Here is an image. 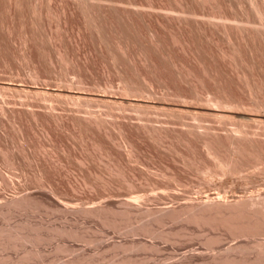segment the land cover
I'll return each instance as SVG.
<instances>
[{
    "label": "rangeland",
    "instance_id": "1",
    "mask_svg": "<svg viewBox=\"0 0 264 264\" xmlns=\"http://www.w3.org/2000/svg\"><path fill=\"white\" fill-rule=\"evenodd\" d=\"M263 17L264 0H0V230L42 237L0 264L255 256L264 230L239 237L204 202L264 192Z\"/></svg>",
    "mask_w": 264,
    "mask_h": 264
},
{
    "label": "bare ground",
    "instance_id": "2",
    "mask_svg": "<svg viewBox=\"0 0 264 264\" xmlns=\"http://www.w3.org/2000/svg\"><path fill=\"white\" fill-rule=\"evenodd\" d=\"M253 1V0H252ZM257 1V0H256ZM249 2V1H248ZM250 3H252V2H250ZM249 3V4H250ZM253 4H254V2H253ZM256 4V3H255ZM257 5V4H256ZM259 5V4H258ZM257 5V6H258ZM255 6V5H254ZM254 10V9H253ZM186 13V12H185ZM191 13V12H190ZM184 14V13H183ZM187 14V13H186ZM193 14V13H192ZM180 15V14H179ZM190 15V14H189ZM208 16L207 17H209V14H207ZM181 16H183V15H181ZM186 15H184V17H185ZM187 16H188V14H187ZM191 17H192V15H190ZM198 16H200L199 14H198ZM202 16V15H201ZM255 16H257V15H255ZM259 16V15H258ZM262 16V15H261ZM194 17V16H193ZM203 17V16H202ZM205 17H206V15H205ZM187 18V17H186ZM196 18V17H195ZM210 18V17H209ZM225 18V17H224ZM223 18V19H224ZM260 18V17H259ZM262 18V17H261ZM197 19H199V18H197ZM229 19V18H228ZM231 19V18H230ZM258 19V18H257ZM263 19H264V17H263ZM207 20V19H206ZM210 21H211V18L209 19ZM220 20V19H219ZM226 20V19H225ZM258 20H261V19H258ZM209 21V22H210ZM236 22H237V20H235ZM250 21V20H249ZM253 21V20H252ZM251 21V22H252ZM215 22V21H214ZM238 22H240V21H238ZM245 22V21H244ZM254 22V21H253ZM210 23H212V21L210 22ZM216 23V22H215ZM215 23H213V24H215ZM232 23H233V21H232ZM212 24V25H213ZM224 24H226V22L224 23ZM250 24H252L253 25V23H250ZM258 24V23H257ZM234 25V24H233ZM239 25V24H238ZM242 25V24H241ZM219 26V25H218ZM217 26V27H218ZM225 26V25H224ZM249 26V25H248ZM247 26V27H248ZM212 27H214V26H212ZM216 27V26H215ZM239 27V26H238ZM245 28V27H244ZM255 28V27H254ZM252 31V30H251ZM2 82V81H1ZM9 83V82H8ZM2 85V84H1ZM5 85V84H4ZM3 85V86H4ZM16 85V84H15ZM3 86H0V87H3ZM19 86V85H18ZM8 87V86H7ZM12 87V86H11ZM34 87V86H33ZM4 88V87H3ZM6 88V87H5ZM16 88V87H15ZM23 88V87H22ZM14 89V88H13ZM21 89V88H20ZM66 89V88H65ZM16 90H18V88L16 89ZM28 90V89H27ZM32 90V89H31ZM62 90V89H61ZM64 90V89H63ZM69 90V89H68ZM28 91H30V89L28 90ZM45 91H47V90H45ZM48 92V91H47ZM50 92V91H49ZM58 92V91H57ZM65 93V92H64ZM64 93H62L63 95H64ZM71 93V92H70ZM69 93V95H71ZM74 93H75V91H74ZM73 93V94H74ZM52 94V93H51ZM59 94H61V93H59ZM66 94V93H65ZM78 94V93H77ZM76 95V94H75ZM93 95H95V94H93ZM105 95V94H104ZM66 96H68V93H67V95ZM109 96V95H108ZM107 96V97H108ZM69 97V96H68ZM85 97V96H84ZM94 97V96H93ZM93 97H91V98H93ZM112 97H113V95H112ZM112 97H108V99H110V100H113V98ZM74 98V97H73ZM76 98V97H75ZM218 98V97H217ZM216 98V99H217ZM108 99H106V100H108ZM220 99V98H219ZM114 100H116V99H114ZM113 100V101H114ZM203 100H206V99H203ZM210 100V99H209ZM214 100H215V98H214ZM221 100V99H220ZM226 100V99H225ZM229 100V99H228ZM231 100V99H230ZM109 101V100H108ZM118 101V100H117ZM120 101H122V100H120ZM208 101V100H207ZM207 101H205V102H207ZM211 101V100H210ZM209 101V102H210ZM213 101V100H212ZM223 101V100H222ZM112 102V101H111ZM224 102V101H223ZM233 102V101H232ZM115 103V102H114ZM131 103V102H130ZM137 103V102H136ZM212 103H214V101L212 102ZM218 103H220V101L218 102ZM217 103V104H218ZM229 103V102H228ZM239 103V102H238ZM132 104V103H131ZM134 104V103H133ZM140 104V103H139ZM209 104V103H208ZM220 104H222V103H220ZM233 104V103H232ZM236 104V103H235ZM138 105V104H137ZM214 105H216V103L214 104ZM226 105H230V104H226ZM234 105V104H233ZM238 105V104H237ZM242 105V104H241ZM245 105V104H244ZM259 105V104H258ZM261 105V104H260ZM232 106V105H231ZM240 106V105H239ZM247 106V105H246ZM207 107H208V105H207ZM215 107V106H214ZM225 107V106H224ZM256 107V106H255ZM263 107V106H262ZM262 107H259V110H260V108H262ZM233 108V107H232ZM235 108V107H234ZM244 108H246L245 106H244ZM248 108V107H247ZM217 109V108H216ZM225 109V108H224ZM227 109H229V108H227ZM240 109V108H239ZM250 109V108H249ZM231 110V112H232V109H230ZM235 110V109H234ZM244 110V109H243ZM253 110V109H252ZM255 110H256V108H255ZM262 110V109H261ZM264 110V109H263ZM226 111V110H225ZM240 111V110H239ZM245 111V110H244ZM258 111V110H257ZM256 111V112H257ZM230 112V111H229ZM236 112V111H235ZM237 112H238V110H237ZM248 112V111H247ZM259 112V111H258ZM215 113V112H214ZM221 113V112H220ZM252 113V112H251ZM222 114V113H221ZM224 114V113H223ZM249 114V113H248ZM254 114V113H253ZM217 115V114H216ZM219 115V114H218ZM230 115V114H229ZM232 115V114H231ZM260 115V114H259ZM227 116H228V114H227ZM226 116V117H227ZM233 116V115H232ZM247 116V115H246ZM258 116V115H257ZM256 116V117H257ZM220 117H221V115H220ZM224 117V116H223ZM235 117V116H234ZM248 117V116H247ZM255 117V118H256ZM222 118V117H221ZM225 118V117H224ZM229 118V117H228ZM227 118V119H228ZM258 118V117H257ZM226 119V118H225ZM252 119H253V117H252ZM252 119H251V121H252ZM249 120V119H248ZM254 120V119H253ZM257 120V119H256ZM262 121V120H261ZM247 122H249V121H247ZM254 122H255V120H254ZM256 122H258V121H256ZM243 123V122H242ZM253 123V122H252ZM260 123V121L258 122V124ZM247 124V123H246ZM245 123H244V125H246ZM262 122H261V124H260V127L262 126ZM240 125V124H239ZM246 126H248V125H246ZM250 126V125H249ZM252 126V125H251ZM258 126V125H257ZM199 127V126H198ZM237 127H238V125H237ZM242 127V126H241ZM255 127V126H254ZM254 127H252V128H254ZM234 128V127H233ZM244 128V127H243ZM247 128V127H246ZM251 128V129H252ZM232 129V128H231ZM255 129H256V127H255ZM228 130V129H227ZM236 130H240L239 128H237ZM257 130V129H256ZM259 130V129H258ZM262 130V129H261ZM260 130V131H261ZM264 130V129H263ZM230 131V130H229ZM228 131V132H229ZM233 130H231V132H232ZM241 131V130H240ZM255 131V130H254ZM239 132V131H238ZM242 132V131H241ZM243 132H244V130H243ZM234 133V132H233ZM250 133V132H249ZM237 134V133H236ZM245 134V133H244ZM257 134V133H256ZM255 134V135H256ZM242 135V134H241ZM246 135V134H245ZM252 135V134H251ZM228 136H229V134H228ZM235 136V135H234ZM236 136H238V135H236ZM243 136V135H242ZM248 136V135H247ZM250 136V135H249ZM258 136V135H257ZM232 137V136H231ZM241 137V136H240ZM244 137H246V136H244ZM252 137V136H251ZM260 137H261V135H260ZM242 139H243V137H241ZM257 138V137H256ZM232 139V138H231ZM241 139V140H242ZM245 139V138H244ZM246 139H248L247 137H246ZM258 139V138H257ZM264 139V138H263ZM229 140V139H228ZM235 139H233V141H234ZM238 140V139H237ZM249 140V139H248ZM232 141V142H233ZM247 141V140H246ZM251 141V140H250ZM240 142V141H239ZM244 142V141H243ZM234 143V142H233ZM230 144H231V142H230ZM236 144V143H235ZM244 144V143H243ZM242 144V145H243ZM233 145V144H232ZM240 145V144H239ZM238 146V145H237ZM241 146V145H240ZM235 147V146H234ZM244 147V146H243ZM233 149V148H232ZM239 149V148H238ZM244 149V148H243ZM247 150V149H246ZM247 152V151H246ZM237 153H238V151H237ZM237 153H235V154H237ZM242 153V152H241ZM244 153V152H243ZM238 155V154H237ZM215 157V156H214ZM217 157V156H216ZM217 159V158H216ZM218 160H219V158H218ZM219 163V162H218ZM221 163H225V162H221ZM225 164H227V163H225ZM230 164V163H229ZM223 165V164H222ZM232 165V164H231ZM230 165V166H231ZM240 165V164H239ZM220 166V165H219ZM222 167V166H221ZM223 167H225V166H223ZM222 167V168H223ZM231 169V168H230ZM242 169H243V167H242ZM221 170V169H220ZM223 170V169H222ZM234 170V169H233ZM240 170V169H239ZM225 171H228V170H225ZM244 171V170H243ZM231 172H233L232 170H231ZM235 172V171H234ZM229 173H230V171H229ZM237 173H238V171H237ZM240 175V174H239ZM245 176V175H244ZM262 185V184H261ZM254 187V186H253ZM252 187V188H253ZM255 187H256V184H255ZM264 187V184H263V186H262V188ZM259 189H261V188H259ZM255 190V192H256V189H254ZM253 191V190H252ZM251 191V192H252ZM262 191V190H261ZM215 193V192H214ZM226 193V192H225ZM249 193H250V191H249ZM209 194V193H208ZM212 194V193H211ZM232 194H233V192H232ZM245 194V193H244ZM32 195V194H31ZM30 195V196H31ZM221 195V194H220ZM228 195V194H227ZM241 195V194H240ZM248 195V194H247ZM247 195H246V197H247ZM250 195V194H249ZM25 196H27V195H25ZM29 196V195H28ZM28 196H27V199H29L28 198ZM209 196H211L210 194H209ZM218 196V195H217ZM216 196V197H217ZM230 196V195H229ZM234 196V195H233ZM232 196V197H233ZM236 196H238V195H236ZM242 196H243V194H242ZM241 196V197H242ZM21 198H23L22 196H20ZM31 197H34V196H31ZM30 197V198H31ZM215 197V196H214ZM235 197V196H234ZM14 198H16V197H14ZM20 198V199H21ZM25 198V197H24ZM49 198V197H48ZM240 198V197H239ZM8 199V198H7ZM6 199V200H7ZM26 199V198H25ZM35 199V198H34ZM50 199V198H49ZM134 199H136V198H134ZM236 199V198H235ZM238 199V198H237ZM10 200H11V198H10ZM17 200V199H16ZM11 200V201H9V202H11L10 204H12V205H17L18 206V204H19V206L20 205H22L23 206V204H24V206H25V201H27V200H25L24 202L23 201H20V200ZM24 200V199H23ZM128 200V199H127ZM217 202H215V203H211V202H204V203H206V204H216L217 206H216V210H215V212H216V214H218L219 216H220V218L221 219H223V222L228 226V228L230 229V230H232V232L234 231V232H236V233H238L239 234V237L240 236H243V235H257V233L258 232H260V231H262V230H264V192H258V193H252L250 196H248L246 199H240L239 201H236V202H229L227 199H225V198H223V197H221V196H218L217 197ZM230 200H232V199H230ZM33 201H35V200H33ZM36 201H37V199H36ZM134 201V200H133ZM136 202H137V200H135ZM199 201H201V200H199ZM203 201V200H202ZM213 201V200H212ZM5 202V201H4ZM7 202V201H6ZM22 202H23V204H22ZM41 202V201H40ZM126 202V201H125ZM30 203H32V202H30ZM39 203V202H38ZM128 203V202H127ZM126 203V204H127ZM132 203V202H131ZM198 203V202H197ZM4 204V203H3ZM3 204H0V213L1 212H3L4 211V209H7L6 208V206H4ZM27 204V203H26ZM29 204V203H28ZM34 204V203H33ZM32 204V205H33ZM40 204V203H39ZM42 204H43V202H42ZM129 204H130V202H129ZM138 204V203H137ZM192 204V203H191ZM209 204V205H210ZM12 205H9V206H11L12 207ZM30 205V204H29ZM28 205V206H29ZM35 206L37 205V204H34ZM101 205H102V203H101ZM100 205V207H98V208H94V209H92L91 207H89V208H91L89 211L91 212V213H95L96 212V214L101 210V209H104L103 208V206H101ZM108 205V204H107ZM106 205V206H107ZM199 205V204H198ZM7 206H8V204H7ZM23 206V207H24ZM97 206V205H96ZM109 206V205H108ZM107 206V208H110V207H108ZM138 206V205H137ZM186 206V205H185ZM188 206V205H187ZM186 206V207H187ZM205 206V205H204ZM212 206V205H211ZM31 207V206H30ZM29 207V208H30ZM32 207H34V206H32ZM36 207H38V206H36ZM67 207V206H66ZM95 207V206H94ZM182 207H184V206H182ZM185 207V208H186ZM189 207H191L190 205H189ZM197 206H195V208H196ZM202 207V206H201ZM206 207V206H205ZM213 207V206H212ZM16 208V207H15ZM26 208V207H25ZM24 208V209H25ZM89 208H87V209H89ZM106 208V209H107ZM208 208V207H207ZM206 208V209H207ZM9 209V208H8ZM19 209V208H18ZM28 209V208H27ZM34 209H35V207H34ZM80 209V208H79ZM84 209V208H83ZM128 209V208H127ZM167 208H165V210H166ZM171 209V208H170ZM181 209H183V208H181ZM186 209H188V208H186ZM191 209H193L192 207H191ZM205 209V208H204ZM210 209V208H209ZM218 209V210H217ZM11 210V209H10ZM23 210V209H22ZM32 210V209H31ZM112 210V209H111ZM110 210V211H111ZM118 210V209H117ZM116 210V211H117ZM147 210V209H146ZM154 210V209H153ZM152 210V211H153ZM157 210V209H156ZM158 210H161L162 211V209H158ZM157 210V211H158ZM200 210V209H199ZM8 211V210H7ZM17 211H19V210H17ZM26 211V210H25ZM86 211V210H85ZM89 211H88V213H89ZM102 211H104V210H102ZM113 212H114V210H112ZM125 211H127V210H125ZM129 211V210H128ZM164 211V210H163ZM167 211V210H166ZM170 211V210H169ZM174 211H177V210H174ZM190 211V209L187 211V212H189ZM198 211V210H197ZM202 211H203V209H202ZM201 211V212H202ZM206 210H204V212H205ZM207 211H209V210H207ZM206 211V212H207ZM5 212V211H4ZM9 212V211H8ZM84 212V211H83ZM108 212V211H107ZM151 212V211H150ZM185 212V211H184ZM195 212V211H194ZM210 212V211H209ZM208 212V213H209ZM212 212V211H211ZM214 211L212 212V214L213 213H215ZM11 213V212H10ZM13 213V212H12ZM28 213V212H27ZM91 213H89V215L91 214ZM102 213V212H101ZM101 213H100V215H101ZM110 213V212H109ZM115 213V212H114ZM117 213V212H116ZM121 213V212H120ZM151 213H154V211L153 212H151ZM160 213V212H159ZM173 213V212H172ZM175 213V212H174ZM190 213V212H189ZM191 213H192V210H191ZM198 213V212H197ZM2 214V213H1ZM6 214V213H5ZM5 214H3V215H5ZM99 214V213H98ZM103 214H104V212H103ZM105 214H106V212H105ZM108 214V213H107ZM118 214V213H117ZM161 214V213H160ZM164 214H165V211H164ZM167 214V213H166ZM181 214H183V213H181ZM196 214V213H195ZM194 214V215H195ZM209 214H211V213H209ZM2 215V216H3ZM12 215V214H11ZM91 215H93V214H91ZM99 215V216H100ZM111 215V214H110ZM128 215H129V213H128ZM127 215V217H129ZM163 215V214H162ZM170 215V214H169ZM179 215V214H178ZM177 215V216H178ZM184 215V214H183ZM182 215V216H183ZM199 215V214H198ZM201 215H202V213H201ZM217 215V216H218ZM8 216V215H7ZM96 216V215H95ZM122 216V215H121ZM126 216V215H125ZM159 216V215H158ZM161 216V215H160ZM165 216V215H164ZM175 216V215H174ZM177 216H176V218H177ZM188 216L189 215H187V218H188ZM191 216V215H190ZM193 216V215H192ZM191 216V217H192ZM204 216V215H203ZM202 216V217H203ZM206 216H207V214H206ZM6 217V216H5ZM9 217V216H8ZM94 217V216H93ZM97 217H98V215H97ZM102 217V216H101ZM100 217V218H101ZM104 217H106V216H104ZM109 217V216H108ZM111 217H114V216H112L111 215ZM118 217H119V215H118ZM157 217V216H156ZM155 217V218H156ZM198 217V216H197ZM208 217V216H207ZM1 218V217H0ZM99 218V217H98ZM115 218V217H114ZM120 218H122V217H120ZM126 218V217H125ZM159 218V217H158ZM167 218H168V216H167ZM174 217H172V219H173ZM178 218H180V217H178ZM184 218V217H183ZM186 218V217H185ZM204 218V217H203ZM211 219H212V217H210ZM106 219V218H105ZM108 219V218H107ZM106 219V220H107ZM116 219V218H115ZM124 219V218H123ZM161 220H163V217H161L160 218ZM103 219L101 218V221H102ZM112 220V219H111ZM158 220V219H157ZM168 221V219H164V221L165 222H167ZM188 220V219H187ZM197 219H195V221H196ZM200 220H202V219H198V221H200ZM213 220V219H212ZM211 220V221H212ZM215 220H216V218H215ZM218 220V219H217ZM220 220V219H219ZM105 221V220H104ZM163 221V222H164ZM191 221V220H190ZM193 221V220H192ZM106 222V224L108 223L109 224V221L107 222V221H105ZM105 222H103V223H105ZM151 222H153V221H151ZM155 222V221H154ZM157 222V221H156ZM158 222H159V220H158ZM162 222V221H161ZM209 222V221H208ZM215 222V221H214ZM112 223H114V225H115V222H112L111 221V224ZM119 223H121L120 221H119ZM146 223H148V222H146ZM204 223V222H203ZM106 224H104V225H106ZM108 224H107V226H108ZM144 224V223H143ZM142 224V225H143ZM150 224V223H149ZM148 224V225H149ZM162 224V223H161ZM196 224H197V221H196ZM200 224V223H199ZM205 224V223H204ZM217 224V223H216ZM18 225V224H17ZM16 225V226H17ZM110 225V224H109ZM147 225V224H146ZM145 225V226H146ZM154 225V224H153ZM202 225V224H201ZM207 225V224H206ZM14 226V225H13ZM15 226V227H16ZM23 226V225H22ZM111 226V225H110ZM117 227L119 226L118 225V223H117V225H116ZM150 226H152V224L150 225ZM150 226L148 227V226H146L147 228H149L150 229ZM18 227H19V225H18ZM65 227V226H64ZM111 227H113V226H111ZM137 227H138V225H137ZM144 227V226H143ZM9 228V227H8ZM20 228V227H19ZM23 228V227H22ZM25 228H27V227H25ZM106 228V227H105ZM114 228V227H113ZM122 228V227H121ZM141 228V227H140ZM153 228V227H152ZM155 228V227H154ZM222 228V227H221ZM227 228V229H228ZM5 229V228H4ZM17 229V228H16ZM29 229V228H28ZM31 229H32V226H31ZM34 229H36V228H34ZM62 229V228H61ZM68 229V228H67ZM135 229V228H134ZM26 230V229H25ZM30 230V229H29ZM28 230V231H29ZM106 230V229H105ZM132 230V229H131ZM135 230H137V229H135ZM152 230H155V229H151V231ZM31 231V230H30ZM29 231V232H30ZM80 231V230H79ZM138 231V230H137ZM142 231V230H141ZM144 231H146V229L144 228ZM147 231H149V230H147ZM29 232H27L26 234H25V232L23 233V231H11L10 232V230H9V232H7V231H3V229L2 230H0V246H6V245H14V244H17L16 242L18 241V239H21V240H23V238H25V239H31L32 240V238H35V239H33V240H35V242L37 241V239H39L41 236H40V234L39 233H31L30 232V234H29ZM40 232V231H39ZM59 232V231H58ZM85 232V231H84ZM143 232V231H142ZM263 232V231H262ZM54 233V232H53ZM68 233H70V231L68 232ZM77 233H79V232H77ZM82 233V232H81ZM154 233H156V232H154ZM158 233V232H157ZM52 234V233H51ZM64 234V233H63ZM65 234H67V233H65ZM262 234V233H261ZM46 235V234H45ZM68 235V234H67ZM74 235V234H73ZM72 235V236H73ZM82 234H80V236H81ZM84 235H86V234H84ZM157 235V234H156ZM163 235V234H162ZM260 235V234H259ZM55 236V235H54ZM72 236H70V237H72ZM75 236V235H74ZM89 236H92V235H89L88 234V236L87 237H89ZM98 236V235H97ZM45 237V236H44ZM94 237V236H93ZM215 237V236H214ZM42 238V237H41ZM78 238V237H77ZM99 238V237H98ZM98 238H96L95 237V239H98ZM133 238V237H132ZM211 239H212V237H210ZM236 238V237H235ZM255 238V237H254ZM258 238V237H257ZM261 238V237H260ZM47 239V238H46ZM88 238H86V240H87ZM95 239H93V240H95ZM17 240V241H16ZM33 240H32V242H33ZM85 240V239H84ZM90 240V239H89ZM99 240H101V239H99ZM126 240V239H125ZM20 241V240H19ZM25 241V240H24ZM27 241V240H26ZM97 241V240H96ZM128 241H130V240H128ZM140 241H142V240H140ZM140 241H139V243H140ZM208 241V240H207ZM216 241V240H215ZM255 241V240H254ZM262 241H264V240H262ZM43 242V241H42ZM89 242V241H88ZM101 242V241H100ZM116 242V241H115ZM132 242V241H131ZM244 242V241H243ZM23 243V242H22ZM95 243H99V242H95ZM128 243V242H127ZM130 243V242H129ZM134 243V242H133ZM136 243H137V241H136ZM138 243V244H139ZM147 243V242H146ZM209 243V242H208ZM21 244V243H20ZM35 244V243H34ZM93 244V243H92ZM137 244V245H138ZM143 244V243H142ZM149 244V243H148ZM233 244V243H232ZM111 245V244H110ZM115 245H119L118 247H117V250H119L118 248H120V246H122V244H120V243H113L112 244V248H113V246H115ZM124 245V244H123ZM126 245H128V244H126ZM141 245V244H140ZM140 245H138V246H140ZM24 246V245H23ZM129 246H131V245H129ZM133 246V245H132ZM145 246L146 247H148L149 245H146L145 244ZM251 246V245H250ZM12 247V246H11ZM15 247V246H14ZM17 247V246H16ZM60 247V246H59ZM62 247H64V246H62ZM66 247V246H65ZM135 247H137V246H135ZM142 247V246H141ZM145 247V248H146ZM151 247H154L155 248V245L152 243L151 244ZM253 247V251H255V256H253V257H251L250 255L248 256L247 254H241V255H237L236 254V251H241L242 253H244V251H247L248 249H250V247L249 246H246L244 243L243 244H234V245H231V246H228V248L225 250V252L224 253H222L221 252V254L220 255H214V259H213V261L212 262H210L211 264H264V242H260V241H255V244L252 246ZM251 247V248H252ZM19 248V247H18ZM22 248V247H21ZM26 248V247H25ZM111 248V250H113ZM131 247H129V249H130ZM133 248V247H132ZM6 249V248H5ZM12 249H14V248H12ZM23 249V248H22ZM69 249V248H68ZM128 248H126V250H127ZM60 250V249H59ZM61 250H62V248H61ZM67 250V249H66ZM121 250H123V248H121ZM132 250V249H131ZM244 250V251H243ZM116 251V250H115ZM114 252V251H113ZM118 252V251H117ZM124 252H125V248H124ZM124 252H123V254H124ZM129 252V251H128ZM136 252V251H135ZM29 253V252H28ZM132 253V252H131ZM134 253V252H133ZM133 253H132V255H133ZM247 253H248V251H247ZM254 253V252H253ZM79 254V253H78ZM78 254H77V256H78ZM118 254V253H117ZM120 254V253H119ZM122 254V255H123ZM129 254V253H128ZM127 254V255H128ZM135 254V253H134ZM219 254V253H218ZM26 255H29V254H26ZM25 255V256H26ZM81 255V254H80ZM87 255V254H86ZM91 255H94V254H91ZM115 255V254H114ZM36 256V255H35ZM98 256V255H97ZM103 256V255H102ZM80 258H74L73 259V261H71L70 259V262H67L66 264H95V259L94 260H91V259H89V258H87V257H85L84 255L81 257V256H79ZM114 257V256H113ZM115 257H117V256H115ZM114 257V258H115ZM120 257V256H119ZM125 257V256H124ZM192 257V256H191ZM1 258V257H0ZM28 258V257H27ZM94 257H92V259H93ZM98 258H99V256H98ZM137 258V257H136ZM19 259H21V258H19ZM26 259V258H25ZM46 259V258H45ZM100 259V258H99ZM111 259V258H110ZM109 259V260H110ZM119 259V258H118ZM135 259V258H134ZM134 259H131L130 258V256H129V258H124L123 259V256H122V259L119 261V262H115V263H118V264H133L135 261H134ZM184 259H186V258H183V259H178V260H176V261H174V262H172V263H170V264H182V261L184 260ZM193 259V258H192ZM212 259V258H211ZM4 260H5V258H4ZM28 260V259H27ZM49 260V259H48ZM100 260H102V258L100 259ZM114 260H116V259H114ZM113 260V261H114ZM143 260V259H142ZM7 261H9V260H7ZM22 261V260H21ZM45 261V260H44ZM47 261V260H46ZM97 261V260H96ZM210 261V260H209ZM14 262V261H13ZM138 262V261H137ZM136 262V263H137ZM143 262V261H142ZM186 262V261H185ZM207 262V261H206ZM8 262H6V264H7ZM11 263V262H10ZM21 263H23V262H21ZM25 263V262H24ZM100 263V262H99ZM114 262H113V264H115ZM139 264H140V262H138ZM137 263V264H138ZM162 263V262H161ZM12 264V263H11ZM97 264V263H96ZM105 264V263H104ZM108 264V263H107ZM135 264V263H134ZM163 264H166V262L165 263H163ZM168 264V263H167Z\"/></svg>",
    "mask_w": 264,
    "mask_h": 264
}]
</instances>
